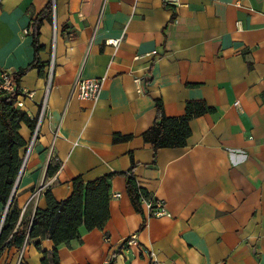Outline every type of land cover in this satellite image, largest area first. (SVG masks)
I'll list each match as a JSON object with an SVG mask.
<instances>
[{
	"label": "crops",
	"instance_id": "obj_1",
	"mask_svg": "<svg viewBox=\"0 0 264 264\" xmlns=\"http://www.w3.org/2000/svg\"><path fill=\"white\" fill-rule=\"evenodd\" d=\"M49 2L52 16L39 29L42 74L31 68L18 82L24 96L16 108L30 119L38 121L46 103L26 158L33 129L19 128L20 217L46 206V189L62 200L72 178L114 172L108 221L57 246L59 264H148L150 252L171 264H264V0H2L0 72L33 60L32 22ZM120 37L116 48L105 44ZM95 77L103 78L97 100L79 99L75 80ZM156 99L167 117L183 116L195 100L214 112L189 121L185 146L154 153L141 134ZM114 133L131 138L114 143ZM49 166L59 167L47 175ZM131 167L170 216L135 211L120 174ZM4 213L0 204V220ZM130 235L136 243L122 250ZM54 249L48 237L26 240L21 260L19 248H3L0 264H41Z\"/></svg>",
	"mask_w": 264,
	"mask_h": 264
},
{
	"label": "trees",
	"instance_id": "obj_2",
	"mask_svg": "<svg viewBox=\"0 0 264 264\" xmlns=\"http://www.w3.org/2000/svg\"><path fill=\"white\" fill-rule=\"evenodd\" d=\"M167 6V5H166ZM52 16V2L41 10L32 22L33 60L10 77L15 86L13 92L0 89V204L5 213L0 220V250L3 248H20L25 239H43L48 237L55 249L49 258L43 253L41 264H59L56 247L79 237V229L84 227L90 231L101 229L109 219V187L110 180L117 173H107L91 181H84L81 176L72 178V191L68 197L56 200L51 191H44L46 206L35 208L31 217L21 216V208L17 206L13 188L22 165L19 150L25 141L19 133L21 123L33 129L36 118L30 119L26 113L16 108L15 102L20 93L19 80L31 68H38L42 74L43 65L39 52L43 46L39 44V29L43 19ZM214 108L204 101H188L185 114L178 117H167L162 102L155 100V118L152 125L142 134L144 143H148L153 152L160 148H177L186 145L191 130L189 121L206 113H213ZM131 135L114 133V143L127 141ZM59 166H49L47 175H52ZM125 177L127 195L135 211L143 215L141 198H148V192L140 187L134 177L133 167L120 173ZM2 222V223H1ZM35 246L39 248L38 241ZM106 264H113L109 261Z\"/></svg>",
	"mask_w": 264,
	"mask_h": 264
},
{
	"label": "built area",
	"instance_id": "obj_3",
	"mask_svg": "<svg viewBox=\"0 0 264 264\" xmlns=\"http://www.w3.org/2000/svg\"><path fill=\"white\" fill-rule=\"evenodd\" d=\"M2 2V0H0V3ZM164 3L169 5V6H178L179 5V0H164ZM25 33H28V30H24ZM122 37L120 38H111L105 41V44L107 45H111L114 48H116L119 44V42L121 41ZM156 50L151 51L150 53L146 54V55H154L156 54ZM52 75H53V64L52 62L49 65L48 71L46 73V84H45V94L48 93L50 86H51V81H52ZM135 83L138 84L139 83V79L136 78L135 79ZM103 87V78H77L73 84V92L76 93L77 97L81 100H91V101H95L97 100V98L100 95V92L102 90ZM0 89L5 90L6 92H13L15 90V86L14 83L12 81V78L10 77V73L7 71H2L0 72ZM20 96H24V92L20 90V93L17 96V99ZM239 102L235 101L234 102V106H238ZM22 105L21 102H19L18 100L15 102V107H20ZM46 103L43 102V104L41 105V112H40V116L38 118V121L36 120V124L33 128V132L31 134V137L26 145V152H25V157L26 158L29 154V152L31 151L37 137H38V126H39V122L42 118L44 109H45ZM41 188L35 189L30 198L29 201L35 199L39 194H40ZM118 194H114L113 197H117ZM28 201V202H29ZM141 205L144 208V210L147 213L148 217H155V218H159V217H164V216H170V213L167 211V209L165 208L164 203L161 200H149V198H141ZM26 206V205H25ZM22 209V211H24L25 209ZM136 243V236L135 235H130L128 236L124 242L121 245V249H126V248H130L133 244ZM25 245H26V239L24 241V243L22 244V246L19 248L18 250V258L19 260H21L23 258V254H24V250H25ZM148 264H171V263H167V262H161L158 259H156L153 255L152 252L148 253Z\"/></svg>",
	"mask_w": 264,
	"mask_h": 264
},
{
	"label": "water",
	"instance_id": "obj_4",
	"mask_svg": "<svg viewBox=\"0 0 264 264\" xmlns=\"http://www.w3.org/2000/svg\"><path fill=\"white\" fill-rule=\"evenodd\" d=\"M15 189H16V185H15L14 188H13V193H14ZM1 223H2V222H1Z\"/></svg>",
	"mask_w": 264,
	"mask_h": 264
}]
</instances>
